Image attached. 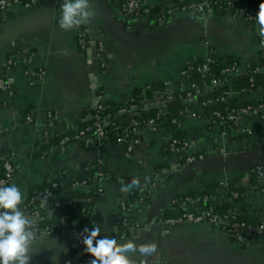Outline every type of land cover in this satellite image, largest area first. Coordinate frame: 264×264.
I'll return each mask as SVG.
<instances>
[{
  "label": "crops",
  "instance_id": "0c3cea01",
  "mask_svg": "<svg viewBox=\"0 0 264 264\" xmlns=\"http://www.w3.org/2000/svg\"><path fill=\"white\" fill-rule=\"evenodd\" d=\"M187 1L146 0V4L158 11ZM241 1L252 20L228 11L211 17L178 13L161 25L154 14L148 19L125 14L121 0H91L95 15L82 25L87 49L77 40L79 28L66 31L59 26L64 0H42L30 8L18 4L0 24V76L11 85L10 90L0 89V148L13 157L16 172L9 185L16 184L24 194V211L29 213L32 194L52 180L58 181V196L65 198L72 192L71 182L86 176V166L101 161L97 171L107 173L101 193L96 195L92 186L94 194L86 201L89 211H79L61 234L39 237L32 264H88L90 254L73 239L75 234L85 226L91 228L93 222L102 230H114L110 222L123 218L127 207L135 226L121 242L133 239L137 245H157L150 256L129 252L133 264H264V236L241 244L219 226L159 223L180 195H192L197 206L222 211L229 199L230 180L238 187L251 188L243 200L230 202L231 212L259 215L262 221L264 187L253 189L250 172L255 164L264 163V117L245 115L241 118L245 131L227 129L206 114L197 98L180 96L177 103L185 107L179 112L178 125L166 117L157 131L145 126L143 143L133 152L115 141L87 146L77 135L100 94L111 107L138 90L148 94L146 105L165 94L181 95L182 71L189 62L214 57L228 67L239 65L240 73L231 75L234 79L251 76L250 67L264 51V37L255 23L261 0ZM101 42L103 56L97 51ZM201 86L204 92L210 90V84ZM262 97L264 89L237 91L230 102ZM146 105L144 109H154ZM50 113L56 116L53 127ZM28 114L32 122H26ZM45 133L71 139L51 146L45 144ZM175 134L205 159L165 175L162 169L177 159L168 148L169 137ZM131 177L140 178V187L122 190ZM217 183L220 195L204 194ZM207 196L211 197L208 203L204 201ZM64 245L67 253H63Z\"/></svg>",
  "mask_w": 264,
  "mask_h": 264
},
{
  "label": "built area",
  "instance_id": "2783aa9c",
  "mask_svg": "<svg viewBox=\"0 0 264 264\" xmlns=\"http://www.w3.org/2000/svg\"><path fill=\"white\" fill-rule=\"evenodd\" d=\"M37 2L38 0H0V24H2L4 21L8 19L9 14L14 10L16 5L21 4L26 8H30L33 5H36ZM121 7H122V11L125 14L132 17H136L138 19H148L152 14H154L157 20L164 21L173 17L174 15H177L178 13L189 14V15H204V14L212 13V10L214 9H224L225 11L232 13L234 16H243L248 20H252V16L245 9L241 0H198V1L185 3L178 7L173 6L170 8H163L158 11H155V9L147 6L146 0H121ZM77 40L83 49H87L88 42L85 33L82 31V25L79 27ZM97 51L99 53L98 54L99 56H103L105 51L102 42L99 43L97 47ZM214 61H215L214 57H209L197 65H194L193 62H189L185 65L182 71V76L184 78L182 88L184 91L187 92L188 98L190 99L197 98L199 95L204 93V89L201 86V84L204 83L210 84L209 87L210 90L219 85L221 81L217 78H211L210 80L206 79L203 83H198L194 76L195 72H197V73H201L202 77L207 78V75L210 73L211 64ZM10 63H12V61H10ZM239 73H240V67L237 63H234V65L231 68L225 70V74L238 75ZM253 73L254 72L250 73L251 76L253 75ZM0 89L1 90L11 89V85L7 82L4 75L0 76ZM233 94L234 91L233 92L228 91L221 98H215V99L208 98L206 100L201 101V104L203 107H208L218 104L219 101L222 103H229ZM173 100L174 97L171 94H165L156 103L159 105L158 108H164ZM141 103H143V105H146L147 103H149V100L146 97H144L141 100ZM107 106L108 105H106V103L103 101V95L100 94L99 101L96 104V106L93 108L94 109L93 113H91L89 117H87V119L94 120L92 133L89 135L86 132L90 128L87 130H82L77 133L78 136L83 137L87 146H92V145L99 146L104 142L110 141L109 132L104 125V121H107L109 118L112 117L111 113H106ZM116 109L117 110L115 115L117 117H120V119L116 120L113 124L117 129L121 130V134H122L118 143L123 144L129 152L135 151V149H137L140 145H142L143 141L141 139V134L145 126L148 125L153 130L157 131L160 128V125L166 120V116L160 119V117H162V115L164 114V112H160L157 118H152L145 125H143L141 120L135 116L137 115L138 110H137V105L136 103H134V99H132V97H130L124 103L118 104L116 106ZM227 111H228L227 114H224L221 110H215L212 112L211 117L216 122L231 127L232 129H236L238 131H245V129L242 128L241 125L242 116L250 115L253 113L259 115L264 113V103L260 104L257 107L252 105H247L244 107L227 108ZM127 114H130L132 118L126 123L125 115ZM55 119H56L55 114L50 113L49 124L51 127L54 126ZM25 120L26 122H32L34 119L31 114H28ZM171 123L172 125H178L179 121L177 119H172ZM51 135L52 133L51 134L45 133L44 134L45 141L49 142L52 139L50 137ZM69 139H70L69 136H63L62 143H66L67 141H69ZM168 148L175 156H177V159L175 160V162L169 163L168 166H165L162 169V172L165 175H170L178 169L189 167L190 165H193L205 159V155L203 153L196 152L192 149V146L189 141L185 139H180L179 137H176L174 135H171L169 137ZM0 159L4 160V168H5L4 176L0 178V186L9 185V182L11 181V179L13 178L16 172L13 157L12 155L5 154L3 150L0 148ZM101 163L102 162L99 161V165ZM99 165L87 166V168H85V174L87 175V171L92 170V168L96 169V172L93 176L94 178L93 186L95 187L96 192L101 193L102 191L101 184L102 181L106 178L107 173L101 169L97 171ZM252 172H256L257 175L256 185L264 187V163L255 165V167L252 168L250 174ZM87 186H88L87 180L75 181L72 184V188H85ZM53 187L58 188V184L54 183ZM37 192L32 194L31 198L29 199L30 201L27 204V207L34 204V200L36 197L35 195L37 194ZM43 193L45 194L46 197L53 198L54 200V201L52 200L51 202L49 199H47L46 202H44L43 200L44 206L49 203L54 204V206L59 204V202L55 200V198L58 197V193L54 194V192L49 188H46ZM233 196L238 197L239 193L233 192ZM210 199L211 197L207 196L204 201L208 203ZM178 202L180 209H182L184 213L176 218L164 219L161 217L159 220V223L161 225L176 226L186 223H192V224L206 223L213 226H219L222 227L229 234L230 237H232L241 244L248 243L256 236H264V217L262 218V221L259 225L253 226L247 224L246 222L238 220L232 214L233 212L221 215L212 206L209 205L197 206V203L194 200V198L186 197L185 199H175L173 205H175ZM54 206L47 207L48 216L53 214ZM123 206L124 208H126L125 205ZM28 211L30 217L37 219V224L35 228L38 237L56 235L55 228L52 225L43 224V221L46 218L45 215H43L42 213H40L38 210L35 209H31V210L29 209ZM124 211L125 214L122 217H128L131 210L127 208ZM123 223L128 224L127 218L123 219ZM77 241L83 244L81 240L77 239Z\"/></svg>",
  "mask_w": 264,
  "mask_h": 264
},
{
  "label": "trees",
  "instance_id": "16d2710c",
  "mask_svg": "<svg viewBox=\"0 0 264 264\" xmlns=\"http://www.w3.org/2000/svg\"><path fill=\"white\" fill-rule=\"evenodd\" d=\"M41 1L42 0H38L36 5L41 3ZM193 1H198V0H190V1H187L184 3H179L175 6L178 7L180 5H183V4L189 3V2H193ZM215 12L221 13V12H226V11L224 9L212 10V13H215ZM82 31L84 32L83 27H82ZM199 63L200 62H198V61L193 62L194 65H197ZM233 65L234 64H232L231 66L228 67V65H223L217 59H215V61L211 64L210 73L207 75V78L202 77L201 73L195 72L194 76H195L198 83H203L206 79L210 80L211 78H217L221 81L218 86L209 90L208 92H204L203 94H201L197 97V99L199 100L200 103H201V101L206 100L208 98H214V99L215 98H221L228 91L229 92H231V91L237 92L238 91V92L243 93L245 91H250V90L264 89V51L262 52V55H261L259 62L255 65H253V67H250L249 71H250V73L254 72L253 75L246 77V79H242V80L238 79L237 80V79H234V77L231 76L230 74H225V70L228 68H231ZM231 79H232V81H231ZM146 95H148V94L142 93L141 90H138V91L133 92V94L131 96L132 99H134V103H136V105H137L138 113L135 116L141 120L143 125H145L150 119L157 118L158 114L160 112H164V114L162 115V117H160V119H162L163 117L166 116L171 120L172 119L178 120L180 117L179 112L184 109L185 105L179 104L177 102H178V99L181 98L180 96L187 97V92L184 91L183 93H181V95H178V94L172 95L175 100L171 101L164 108H154V109H144L143 108L144 105H143V103H141V100L144 97H146ZM263 103H264V97H262L261 99H258L256 101H252V102L247 101L244 103H236V102L222 103L219 101L218 104H216L214 106L204 107V109H205L206 114H208V113L212 114V112L215 110H221L224 114H227V112H228L227 108L244 107L247 105H252V106L257 107ZM165 108H166V111H165ZM116 110L117 109L114 106L113 107L107 106V112L106 113H111L112 117L109 118L107 121H104V125H105V128L109 132L110 141L118 142L122 134H121V130L117 129L115 127V125L113 124L116 120L120 119V117H117L115 115ZM93 111H94V109H92L89 114L93 113ZM263 114L264 113H262L260 115L262 116ZM263 117H264V115H263ZM131 118L132 117L130 116V114L125 115L126 123ZM93 125H94V120L86 118L83 125L79 128L78 132H80L82 130H87L90 128L89 130L86 131L90 135L92 133ZM225 128L232 129L231 127H228V126H225ZM175 135H176V137H179L181 139L180 135H178V134H175ZM65 136H69L71 139L70 135H65ZM62 138H63V136L60 138H52L48 143H45V144L52 146L57 141H58V143H62ZM258 164H260V163H257L255 165H258ZM255 165H254V167H255ZM85 168H87V166ZM95 172H96V170L94 168H92V170L87 171L86 176L74 179L71 182L73 184L75 181L87 180L88 186L85 187V190H82L80 188H72V192L70 193V195L68 197L61 198L58 196L57 198H55V200H57L59 202L58 205L54 206V204L49 203L43 207H39L38 206L39 202L43 201L44 197H46L45 194L43 193L46 188H49L50 190H52L54 192V194L58 193V188L53 187V184L54 183L58 184V181L56 179L52 180L50 183H48L46 186H44L41 190H39L37 192V194L35 195L36 197L34 200V204L31 206H28V209L38 210L40 213L45 215L46 218L43 221V224L44 225H52L55 228L56 234H61L65 230V228L67 227L68 223L77 216L79 211H89V209H90L89 203L86 201L91 197L92 194H94L92 192V186L94 185L93 176H94ZM4 174H5L4 160L0 159V178L3 177ZM256 176H257L256 172H252L250 174L251 182H252V185L254 186L253 189L254 188L255 189H261L262 188L261 186L256 185ZM229 183H230L229 190H228V198L229 199L224 204L222 211L220 210L218 212L221 215L231 213L232 209L230 207V202L236 201V200L237 201L243 200L245 198V194H246L247 190L248 189L251 190L250 187L249 188L248 187L247 188L238 187L236 185L235 180H230ZM220 187H221V185L219 183H217L214 186L208 188L204 192V194L213 195V196L214 195L216 196L217 194L220 195V193H221ZM232 192H238L239 196L234 197ZM95 193L97 195L98 192H96V190H95ZM186 197L193 198L192 195H180L176 199H185ZM47 199H49L50 202L53 200V198H49V197H47ZM140 199L142 201H145V196L140 195ZM29 201H28V203H29ZM49 206H51V207L54 206V212L50 216H48V214H47V207H49ZM183 213L184 212L182 211V209H180L179 202H178L173 206L172 209L167 211L162 216V218H164V219L176 218V217L181 216ZM262 213H264V210H262ZM232 214L238 220L246 222L249 225L257 226L261 223L259 215H254V216L250 217L247 214H245L244 216H241L236 212L232 213ZM124 218H127L128 224L123 223ZM110 224L112 227H114V231L117 235L118 242H121L122 238L124 236L126 237L129 234L130 230L133 229V227L135 226V223L133 221V215H132L131 211H130V214L128 215V217H123L119 221L117 220L115 222L111 221Z\"/></svg>",
  "mask_w": 264,
  "mask_h": 264
},
{
  "label": "clouds",
  "instance_id": "9594fccd",
  "mask_svg": "<svg viewBox=\"0 0 264 264\" xmlns=\"http://www.w3.org/2000/svg\"><path fill=\"white\" fill-rule=\"evenodd\" d=\"M94 15L91 0H64L59 26L66 31L79 28L89 23L90 17ZM255 23L259 35L264 37V0L259 4ZM261 43L264 44V40ZM140 185L139 177H131L122 190ZM23 199L24 194L16 184L0 186V264H32L33 254H36L35 248L40 239L35 228L37 219L24 211ZM46 201L47 197H44V202ZM75 235L85 246L84 251L90 254L88 264H133L128 256L129 252L139 251L145 256H150L157 248L155 243L137 245L133 239L118 242L114 230H102L96 222H93L91 228L85 226ZM67 252L68 249L64 245L63 253ZM142 264H146V261Z\"/></svg>",
  "mask_w": 264,
  "mask_h": 264
},
{
  "label": "water",
  "instance_id": "95a60500",
  "mask_svg": "<svg viewBox=\"0 0 264 264\" xmlns=\"http://www.w3.org/2000/svg\"><path fill=\"white\" fill-rule=\"evenodd\" d=\"M207 15H208V17H211L213 15V13H208ZM159 24L166 25V22L165 21H159ZM148 107L157 108V107H159V105L157 103H153V104H148L145 106V108H148ZM73 239H76V238L74 237Z\"/></svg>",
  "mask_w": 264,
  "mask_h": 264
}]
</instances>
